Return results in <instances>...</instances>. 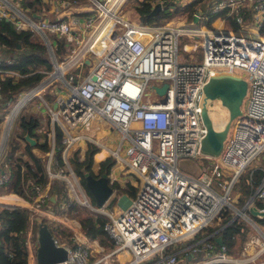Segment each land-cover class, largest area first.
Returning <instances> with one entry per match:
<instances>
[{
	"label": "built area",
	"instance_id": "obj_1",
	"mask_svg": "<svg viewBox=\"0 0 264 264\" xmlns=\"http://www.w3.org/2000/svg\"><path fill=\"white\" fill-rule=\"evenodd\" d=\"M40 1L48 8L33 11L23 0H0V15L10 18L17 29L36 30L53 62L46 77L11 102L0 133L2 185L12 176L5 154L14 123L38 96V104L44 105L50 116V147L42 155L48 181L41 185L27 176L36 194L30 222L23 230L26 264H41L37 247L42 217L48 218L54 242L67 249L66 258L55 264H178L180 259L187 264H264V222L247 211L251 205L264 209V175L242 206L231 195L243 169L259 155L264 156V0H196L191 14L185 5L194 0H154L179 8L184 15L177 18L167 10L168 17L153 23L141 17L122 19L119 13L127 0H89L92 10L73 16L63 15L62 10L81 0ZM107 17L112 22L102 36L96 35ZM55 35L64 36L73 45L63 60L56 56ZM184 37H193L183 46L189 57L179 55V41ZM199 46L201 58L196 53ZM5 47L0 42V63ZM62 65L66 69L59 72ZM222 72L244 75L248 90L220 154L212 156L200 148L207 132L201 112L210 101L204 85L210 76ZM0 73L19 74L1 66ZM55 79L63 86L51 88ZM149 79L150 90L146 89ZM165 81L168 85L160 93L155 85ZM47 86L56 92L57 107L43 93ZM94 119H105L120 132L116 147L82 131ZM56 124L63 133V163L56 155ZM87 140L106 150L100 159L113 155L115 166L134 172L140 180L136 194L121 209L108 208L106 201L93 202L70 164L71 150ZM200 154L210 159L200 172L178 166L180 157ZM54 178L64 180L71 199L106 216L97 223L102 232L93 239L101 241L107 233L110 245L93 249L79 219L64 212L59 215L51 207L47 200ZM226 207L233 219L242 217L251 227L238 254L230 253L224 241L215 239L216 231L204 230L221 218ZM198 233L201 235L196 237ZM154 254L157 257H152Z\"/></svg>",
	"mask_w": 264,
	"mask_h": 264
},
{
	"label": "trees",
	"instance_id": "obj_2",
	"mask_svg": "<svg viewBox=\"0 0 264 264\" xmlns=\"http://www.w3.org/2000/svg\"><path fill=\"white\" fill-rule=\"evenodd\" d=\"M138 10L141 13L142 20L146 22H159L165 16L167 11H161L157 15H151V9L155 3L154 0H138ZM196 0L185 5V10L191 14ZM24 6H32L33 11H40L42 7H47V3L40 0H23ZM41 6V7H40ZM177 8L176 10H178ZM32 11V12H33ZM217 16L218 14H214ZM213 15V16H214ZM212 16V17H213ZM211 17V18H212ZM212 24L211 20L208 21ZM57 40L56 56L59 60H63L68 52L71 51L73 45L68 42L64 36L55 35ZM0 42L6 46L7 54L0 66L3 68L14 69L19 72L16 74L0 73V133L2 131V121L6 113L10 109L11 102L18 94L25 89L36 85L41 81L44 75L52 70L53 62L51 60L48 48L42 41L36 30L31 28L17 29L10 18L0 15ZM50 88L47 86L43 93ZM15 134L12 137L5 157L8 165L11 167L12 176L7 183L0 185V193L17 192L24 197L31 198L36 194V190L32 183H29L27 176L30 175L34 181L45 185L48 181V175L44 170V158L35 152L34 147L39 146L43 151L49 149L48 143V126L41 127V119L36 112L28 111L23 108L16 121ZM43 128V129H42ZM57 135V158L61 163L64 162L62 157V129L56 124ZM40 130V131H38ZM29 133L36 138V142L32 144L25 135ZM44 137V140L41 138ZM25 141V143H23ZM20 150L23 153L20 154ZM101 150V147L91 140H87L86 146L75 147L70 156L69 161L73 169L78 174L83 186L88 192L91 200L96 203L95 197L86 184L85 172L91 171L95 175L103 172L111 173L115 166L116 159L113 155H107L98 161V169L94 170L95 153ZM24 167V168H23ZM264 174V169L255 166L252 173L243 174L235 182L234 186L240 190L237 205L242 206L249 194L256 188L259 180ZM113 187L125 190L118 180H111ZM133 187L131 191L133 196L136 194V185L129 183ZM49 195L47 201L56 212L63 211L65 214L77 217L81 223L85 233L94 238L102 228L97 226L98 222H103L106 216L103 213L90 211L88 208L69 197L67 186L63 179L54 178L49 187ZM45 205V204H44ZM62 207V209L60 208ZM30 210L26 207H8L0 206V264H26L27 263V247L25 243V235L23 230L30 222ZM232 211L230 208L222 210L219 222L207 225L204 230L220 234L230 253L238 254L241 248L240 241L246 236L249 225L242 217L232 219ZM257 217L256 215H254ZM264 222V219L257 217ZM41 220L48 221V218L42 217ZM37 227V223L35 225ZM66 233V231H64ZM62 233V235H64ZM215 233V234H216ZM213 238L215 236H212ZM239 239H241L239 241ZM101 241L110 245L111 241L107 233Z\"/></svg>",
	"mask_w": 264,
	"mask_h": 264
},
{
	"label": "water",
	"instance_id": "obj_3",
	"mask_svg": "<svg viewBox=\"0 0 264 264\" xmlns=\"http://www.w3.org/2000/svg\"><path fill=\"white\" fill-rule=\"evenodd\" d=\"M162 2L157 1L151 9V15L155 16L162 10ZM168 82L162 85H155L160 93H164ZM248 90V82L244 75L231 73H218L210 76L204 85L206 99H218L226 107L228 118L221 127L214 123L211 109L207 103L203 106L201 115L207 127V132L201 140V151L205 154L217 156L220 154L232 121L242 112V105ZM25 137L34 144L36 138L29 133ZM86 184L95 197L98 204H103L114 191L110 176L107 172L95 175L91 171L85 172ZM248 210L252 215L264 219V209L260 210L256 205H251ZM39 245L37 247V260L41 264H55L67 256V249L63 245L54 242L52 232L47 221H40L38 224ZM215 239L223 242V238L218 234Z\"/></svg>",
	"mask_w": 264,
	"mask_h": 264
},
{
	"label": "rangeland",
	"instance_id": "obj_4",
	"mask_svg": "<svg viewBox=\"0 0 264 264\" xmlns=\"http://www.w3.org/2000/svg\"><path fill=\"white\" fill-rule=\"evenodd\" d=\"M135 2H138V0H127L124 3L123 8H122V9H124V11L122 9H121L122 11H120L121 15L130 14V16L129 15H126V16L128 18L132 19L133 21H135V16L134 15L137 14V11L135 9ZM163 6L165 8V9H163V11H165V10L167 11L168 10L172 14L175 13L177 18H182V15H184V13L182 11L174 10L173 8L171 9L170 6H168L165 2H164ZM204 8H205V10L209 9L207 4L204 5ZM172 14H170V15H172ZM192 40H193V37H184V40H180L179 41V45L181 46V49L179 50V55H182V56H185V57H189L188 51L185 50L183 46H184L185 41H192ZM3 53L5 54L6 57L9 56V54H7L6 47L3 50ZM196 53L199 54V58H201V53H202V47L201 46H199V48L196 50ZM88 66H89V63L87 62L85 65H83V68L87 69ZM48 73L49 72H47L44 75V77H46L48 75ZM151 84H152V79H149L148 84L146 86V89L150 90L151 89ZM52 86L54 88H60V86H63V83H61V81L59 79H55V81L53 80V83L51 84V88H52ZM45 96H46V98L48 99V101L51 104H53L55 107H57L56 92L54 91V89L48 88V90L45 93ZM39 101L40 100L38 99V96H36L25 107H26V109L28 111H31V112L33 111V112L38 113L39 117H40V119L42 121V124L45 127H47V125H48L47 123H48V120H49L50 116H49V114L47 112L46 107L44 105L38 104ZM244 102H246V99H244ZM209 105H210V107H212L211 115L213 116L215 125L217 127L223 126V124L226 122V120L228 118V112H227L226 107L223 106L218 99H211L209 101ZM16 125L17 124L15 122L14 126H13V129H12V137L15 134ZM82 131L88 132V133H90V134H92L94 136H97V137L101 138L104 142H106L107 144H109L111 146H114V147L117 146V140L120 137V132H118V130L116 128L112 127L111 124L105 119H101V120L100 119H94L93 122H92V125L89 128L82 129ZM41 139L44 140V137H42ZM23 143H25V141H23ZM78 145L82 146V148H84L86 146V142L78 143L76 146H78ZM126 145H127V143H125V147L122 150L123 154L126 153ZM72 150H71V152H72ZM100 151L101 150H99L96 153V155L94 156V167H93L94 170L98 169V161L100 160L99 157H101ZM19 152H20V154L23 153L22 150H20ZM43 153H44V151L42 152V154ZM258 157L253 159L243 169V171H242V173L240 175L241 177H242L243 174L252 173L254 167L256 166V160L258 159ZM257 162H259V161H257ZM209 164H210V159L205 157L203 154H200V155H198L196 157H180L178 159V166L181 169H184V170H187V171H190V172H193V173L200 172L203 167H206ZM111 172H114L115 175H114V173H109L110 179L113 180V181H115L117 179H118L119 182L121 181V185L124 186V188L126 190L125 192H123V190H121L119 188L118 189L115 188L114 191L109 196V198H108V200L106 202V206L108 208L113 209L115 211V208H113V207H118L119 199H121L120 197L125 195V197H127V198H132L133 194H132L131 191L133 190V187L130 186L129 183H132L133 185H136V188H137V185L139 184L140 180H139L138 176L134 172L128 171L126 169H122V168L117 167V166H115L112 169ZM236 191L240 192V190L237 189V186L233 187L232 192H231V195L233 196L235 203L237 202V196H235ZM0 202H1V200H0ZM200 235H201V233H198L196 235V237H198ZM169 249H170V247H169ZM152 257H157V255L154 254ZM147 263H148V260H147ZM140 264H142V262ZM178 264H187V263H186V261L180 259L178 261Z\"/></svg>",
	"mask_w": 264,
	"mask_h": 264
},
{
	"label": "crops",
	"instance_id": "obj_5",
	"mask_svg": "<svg viewBox=\"0 0 264 264\" xmlns=\"http://www.w3.org/2000/svg\"><path fill=\"white\" fill-rule=\"evenodd\" d=\"M157 1H155V3H156ZM154 3V4H155ZM154 6V5H153ZM41 7V6H40ZM125 7V6H124ZM138 7H139V2H135V9H136V11H137V14L136 15H134L135 16V20L137 19V18H139V17H141V13L139 12V10H138ZM46 8H48V5H47V7ZM45 7H42V10H44V9H46ZM92 8H93V4L91 3V1H89V0H81L80 2H78V3H73V4H71V5H69V6H67V7H64V9L62 10V12H63V15H66V16H68V15H71V16H73L74 14H76V13H82L83 15L84 14H86V12L87 11H90V10H92ZM123 11H124V9H122ZM121 10V11H122ZM161 11H163V10H161ZM53 13H55V12H53ZM52 13V14H53ZM127 13V12H126ZM55 14H57V13H55ZM125 15V14H124ZM126 15H129L130 16V14H126ZM125 15V16H126ZM166 17H168V14H167V16ZM130 20H132V19H130ZM133 21V20H132ZM4 57H5V54H4ZM38 114V113H37ZM47 124H49V120H48V123ZM41 127H43V128H45L46 129V127L42 124V121H41ZM48 126V125H47ZM42 128V129H43ZM38 131H40V130H38ZM39 146H35L34 148V150H35V152L36 153H38V154H41V155H43L42 154V152H43V150H42V148L41 147H39ZM42 152H41V151ZM257 161H259V162H257ZM256 165L257 166H260V167H262L263 169H264V156H262V157H259L257 160H256ZM111 173H114V172H111ZM114 175H115V173H114ZM264 175V174H263ZM113 177V176H112ZM115 177V176H114ZM263 177V176H262ZM261 177V178H262ZM118 180V179H117ZM260 181V180H259ZM120 184H121V181L119 182ZM258 185V184H257ZM126 190H124L123 192H125ZM238 195H239V191H236V193H235V196H237V198H238ZM0 197L1 198H4L3 199V201H1L0 202V206H8V207H26V208H28L29 210L30 209H32L35 205V197H31V198H27V197H24L23 195H20V194H18V193H16V192H8L6 195H2V194H0ZM121 199H119V205H118V207H113V208H115V210L117 209H121L122 207H124L129 201H130V198H127V197H125V195H123L122 197H120ZM108 200V199H107ZM107 200H106V202H107ZM61 209H62V207H60ZM249 213H250V211L249 210H247ZM39 212V211H38ZM44 213V212H43ZM59 213V215L60 214H62L63 213V211H60V212H58ZM46 214V213H45ZM48 215H50V214H48ZM47 215V216H48ZM37 216H39V215H35V218H37ZM34 219V218H33ZM220 219L221 218H219L217 221H215V223H217V222H219L220 221ZM233 219V218H232ZM250 231H251V227H249V229H248V231H247V234H246V236L241 240V239H239V241H240V245H241V247H242V243H243V241L247 238V236L249 235V233H250ZM216 235H218V233L216 234ZM89 239H88V244L90 245V246H93V249H98L99 248V245H103L104 243L102 242V241H96V240H94L93 238H91V237H88ZM104 245H106V244H104ZM241 249V248H240ZM94 253H95V251H94Z\"/></svg>",
	"mask_w": 264,
	"mask_h": 264
},
{
	"label": "bare ground",
	"instance_id": "obj_6",
	"mask_svg": "<svg viewBox=\"0 0 264 264\" xmlns=\"http://www.w3.org/2000/svg\"><path fill=\"white\" fill-rule=\"evenodd\" d=\"M111 1H112V3L115 2V0H111ZM119 16H120L122 19H124V20H130V18H128L127 16H124V15H121V13H119ZM111 22H112V20H111L109 17L105 18V19L103 20V22L101 23V25L98 27V29H97V31H96V35H98V36H102L103 32L106 30V29H105V26H106L108 23H111ZM58 69H59V72H61V71H63V70L66 69V68H65L64 65H62V66H61L60 68H58ZM100 153H101V157H102V156L105 155L106 150H105V149H101ZM3 199H4V198H1V197H0V200H1V201H3Z\"/></svg>",
	"mask_w": 264,
	"mask_h": 264
},
{
	"label": "flooded vegetation",
	"instance_id": "obj_7",
	"mask_svg": "<svg viewBox=\"0 0 264 264\" xmlns=\"http://www.w3.org/2000/svg\"><path fill=\"white\" fill-rule=\"evenodd\" d=\"M115 188V187H114Z\"/></svg>",
	"mask_w": 264,
	"mask_h": 264
}]
</instances>
